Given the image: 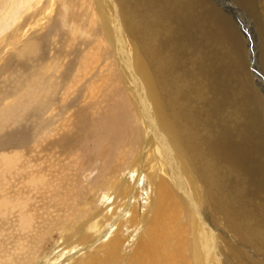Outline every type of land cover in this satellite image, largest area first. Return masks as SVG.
Instances as JSON below:
<instances>
[{"label":"bare ground","instance_id":"bare-ground-1","mask_svg":"<svg viewBox=\"0 0 264 264\" xmlns=\"http://www.w3.org/2000/svg\"><path fill=\"white\" fill-rule=\"evenodd\" d=\"M72 1L76 14L67 0H0V224L11 225L10 252L0 253V264H37L36 255L53 233L50 227L57 224L63 226L64 248L59 252L80 247L69 256H82L79 264H262L226 234L251 246V230H264V224L241 225L226 205L225 193L218 192L210 154L222 157L225 152L215 145L206 149L201 134L181 120L185 112L177 93L191 78L174 65L185 54L179 52L173 59L178 45L166 41L160 31L173 22L183 30L189 27L194 10L183 1L191 0ZM77 14L93 28L82 35V42H77L79 27L72 25ZM35 31L39 34H32ZM92 33L97 40L85 39ZM111 70L129 98L121 99L115 116L103 114L99 123L93 113L106 111L103 102ZM171 76L178 81L172 91L167 80ZM82 108L93 112L87 118L94 126L103 170L101 183L87 187L95 200L87 195L72 213L60 201V186L48 184L52 167L35 160L45 154L51 137L59 142L68 136L64 135L75 122L70 118L74 122L69 126L68 115ZM128 137L140 143L133 153L128 148L132 142L120 146ZM29 145L32 158L23 150ZM111 196L124 206L103 208ZM45 201L52 219L47 227L42 226L43 213L30 210ZM94 206L101 212L88 215ZM209 210L214 218L207 219ZM175 213L181 223L167 230L169 216ZM110 229V236L98 243ZM135 233H140L137 248L124 256L126 240Z\"/></svg>","mask_w":264,"mask_h":264},{"label":"rangeland","instance_id":"rangeland-1","mask_svg":"<svg viewBox=\"0 0 264 264\" xmlns=\"http://www.w3.org/2000/svg\"><path fill=\"white\" fill-rule=\"evenodd\" d=\"M69 1L67 0L68 4L70 3L69 6L76 14L78 10L75 9L74 2ZM189 2L183 1L185 6L194 10L189 13V27H185L183 30L182 27H178L180 26L178 23L173 22L168 29L160 31V36H163L166 41L172 42L173 46L178 45L179 48L177 47L175 54L179 52L181 55L185 54L184 57L181 56L183 60L182 58L179 61L176 59L174 65L176 69L178 68L183 74L191 78L189 82H187L188 80L185 82L184 88L180 87V93H177L181 108L185 112V116L181 120L189 125L192 124L193 128L201 134L206 149H208V146L215 145L220 146L219 148L225 152L221 153L222 157L220 154L214 157L213 154H210L213 166L217 171L215 182L218 185L216 187L218 192L225 193L223 194L224 201L235 212L241 225H244L245 222L244 226L246 227L258 223L264 224V2L263 0H191V4H188ZM75 17L76 19L72 21V25L80 28H77L79 35L77 42H82V35L86 33V30H93V28L88 27L80 15L77 14ZM80 30L83 32L80 33ZM39 32L35 31L32 34L37 35ZM92 34L90 37H85V39L91 41L92 37V41L97 40L96 35ZM177 39H179L178 42H176ZM178 56L179 54L173 59ZM72 57L74 58V56ZM68 60L67 57V61L64 62L66 63ZM73 61L74 59L70 64L73 65ZM17 63L19 65V62ZM167 80L169 81V89L171 91L176 89L178 81L175 80V77L171 76ZM186 83L189 86L186 87ZM117 85L119 86L118 89H116ZM106 87L105 102H103L106 111L97 114L89 111L90 114L93 113L98 117L99 123L100 119L101 121L103 119V114L108 118L115 116V108L122 103L121 99L128 100L129 98L119 82L116 72L113 70L110 71V78ZM108 93L109 96H107ZM86 110L84 108L78 109L76 112L74 111L75 114L72 110L68 115L69 122H67L70 123L68 125L70 126L74 120L75 122L77 120L78 124L76 125L74 122L71 125V130L67 134L65 133L64 136L68 135L69 137L66 136L59 142L56 141L55 137H51L44 147L45 154L43 153L36 160L33 159L35 162H43L42 164L52 167L53 170L47 174L48 184L60 186V189L58 188L60 201L66 202L72 213L73 210L75 212L78 209L79 203L84 204L85 198L89 197L90 200H95L89 194L87 187L90 185L96 187L102 180L103 166L99 163L98 148L95 150L98 143L93 136L95 133L93 131L94 126L88 119L90 116ZM191 113H194V118L189 116ZM70 118L74 120L71 121ZM95 124L97 125V122ZM76 126L78 127L76 128ZM129 131L130 127L127 133ZM25 141L24 138V143ZM126 143L131 144L128 146ZM122 144H125L124 147L128 146L130 153L140 148V143L135 142L131 137L125 138L120 146ZM23 150L30 158L34 156L31 145ZM224 156L231 157L230 161L226 160ZM124 175L130 177L129 174L124 173ZM113 197L111 196V199L105 198L102 207L109 210L116 206L121 208L124 206L119 199L116 201L117 204L114 203ZM47 202L43 203L45 207L40 204L39 208L33 206L35 210L31 209L32 206L30 207V210L34 212L43 213L42 218L45 217V219L42 220H46V224L42 226L46 227L47 224L52 222L50 215H47V208H49ZM46 205L48 206L46 207ZM97 206H99V202ZM97 206L88 209V215L101 212ZM214 214L215 212L211 210L206 212L207 219L214 218ZM36 215L37 217L41 216L40 213ZM117 215L118 213L113 214L114 219L117 218ZM169 217L171 224L167 230L174 229L173 226L177 227L181 223L178 214L175 213ZM37 221L39 220H36V223ZM10 226L7 223L0 224V230H3V232L1 231L0 245H4V248L0 246L1 254L10 252L8 244V236L11 235ZM62 227V224L50 227L53 233L46 238L43 248L37 253V259L35 257V261H38L37 264H79L81 262L82 256L76 259L69 258L80 247L73 250L67 249L64 251L65 254L59 252L64 248ZM251 231L254 238V244L251 246L243 245L238 236L232 235L231 232L226 231V234L230 235V242L232 240L233 244L244 247L243 249L247 251L249 258L264 264V230L257 227ZM109 232L98 243L109 237L112 229ZM4 234H7V237ZM139 234L135 233L131 235V238L128 236L127 245L124 246V256H130L132 252H135ZM124 235L127 236V232ZM3 236L5 239H2ZM163 239L165 238L159 239V242ZM173 241L170 244L172 247L175 244Z\"/></svg>","mask_w":264,"mask_h":264}]
</instances>
